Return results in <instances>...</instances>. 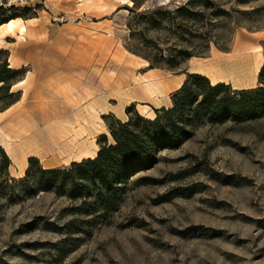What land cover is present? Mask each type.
I'll return each mask as SVG.
<instances>
[{
  "label": "rangeland",
  "instance_id": "obj_1",
  "mask_svg": "<svg viewBox=\"0 0 264 264\" xmlns=\"http://www.w3.org/2000/svg\"><path fill=\"white\" fill-rule=\"evenodd\" d=\"M189 1L0 0V22L21 17L29 27L25 38L0 45V79L19 69L21 80L34 72L37 83L63 82L51 106L64 115L69 104H114L117 73L132 90L136 77L153 68L187 79L195 66L227 68L258 54L264 66V0ZM262 82L260 72L245 88L224 82L228 89L219 97ZM180 88L164 106L146 104L155 113L172 108ZM194 88L188 135L176 148L156 150L149 168L120 180L110 209L88 167L70 163L46 172L32 161L29 174L19 175L0 147V264H264V109L240 121L211 115ZM36 92L25 97L33 106L43 100ZM21 98V91L0 89V111ZM132 104L122 118L103 117L107 127L92 134L100 148L116 143L109 124L147 118ZM36 107L47 117V105Z\"/></svg>",
  "mask_w": 264,
  "mask_h": 264
},
{
  "label": "trees",
  "instance_id": "obj_2",
  "mask_svg": "<svg viewBox=\"0 0 264 264\" xmlns=\"http://www.w3.org/2000/svg\"><path fill=\"white\" fill-rule=\"evenodd\" d=\"M192 2L193 0H190L188 4ZM0 9H2L1 6ZM183 54L187 59L194 56L189 52ZM7 71L12 76L10 79H0V84L3 83L0 89L5 88L11 96H15L20 91H12V88L15 83L21 81L19 78L20 70L8 69ZM263 75L264 66L260 71V77H263ZM262 83L263 86L243 89L239 92L223 91V95L219 97V93H222L223 89H228L224 82L212 84L205 75L189 73L181 88L173 95L174 106L172 108L157 109L155 119L139 116L136 120L130 119L127 122L117 121L115 124H109L116 143L101 144L95 158H88L82 162H72V166L80 169L88 167V172L96 173L100 181L99 186L104 194L106 208L110 209L111 205L115 203L116 185L120 180L128 179L133 174L149 168L156 161V150L167 147L176 148L181 145L185 136L188 135L186 127L191 120L187 118V113L189 105L192 103V97L196 92L195 86H199L202 91L201 107L207 110L209 114L232 115L240 121L248 119L264 109V82ZM17 101L18 99L13 100L11 105ZM131 106H134V104L129 107ZM199 109L193 108L190 111L193 115H196ZM161 112H164L165 116ZM106 118H109L108 115H106ZM7 160L12 163L8 157ZM29 161L31 163L39 160L31 157ZM50 170L53 169H45L46 172H54ZM27 174H29V168Z\"/></svg>",
  "mask_w": 264,
  "mask_h": 264
},
{
  "label": "crops",
  "instance_id": "obj_3",
  "mask_svg": "<svg viewBox=\"0 0 264 264\" xmlns=\"http://www.w3.org/2000/svg\"><path fill=\"white\" fill-rule=\"evenodd\" d=\"M12 56H14V52H12ZM17 64L18 67L24 65L22 63ZM194 68L190 69L189 72H201ZM164 72L163 70L153 68L142 73V76L146 77V79L162 78L165 84L170 87L165 98L163 97L160 100L154 99L158 104L153 102L152 98L148 97L143 89L137 86L136 82L132 90L124 91L123 89L126 87L124 83L127 82L120 77V73H117L111 82L112 87L116 90V102L114 104L109 100L107 103L98 100V104L95 106L96 110L99 109V113L97 114L94 113L93 108L89 107L93 100L83 102L85 104L83 107L69 104L64 106L68 107L64 115H56L51 106L53 105V102H51L52 98L57 96L56 91L62 89V84L64 83L55 81L54 79H49L42 84L37 83L34 80L37 79L38 74L30 72L27 78H25L27 82L19 86L22 92L20 101L1 112L3 115L0 118V147H3L8 153L12 167L16 174L19 175L25 174L28 170L30 166L29 159L31 157L37 158L46 169L58 168L89 158L91 155L77 157L79 146L85 141L89 144L95 142L98 145V139L96 142L92 134L98 128L101 129L100 125H103L105 128L107 127V122L103 117L113 114L118 118H122L125 108L132 103H149L159 107L169 103L167 95L183 85L186 80V74L180 73L170 78ZM161 75L163 76L160 77ZM34 77L35 79H33ZM179 78H181V84L173 86V81ZM29 81L31 82L29 88L21 87ZM238 87L245 88L247 86L239 85ZM35 90L37 92L34 96L41 97L43 100L38 101V104L36 103L33 106V104L25 101V97L28 98ZM45 105L48 108L45 113L47 117L42 119L37 115L36 106ZM96 115H98L99 119H97ZM81 128L85 129L86 133L78 136L76 130ZM95 133L96 137L104 134L102 131ZM87 135L90 136L87 138Z\"/></svg>",
  "mask_w": 264,
  "mask_h": 264
},
{
  "label": "bare ground",
  "instance_id": "obj_4",
  "mask_svg": "<svg viewBox=\"0 0 264 264\" xmlns=\"http://www.w3.org/2000/svg\"><path fill=\"white\" fill-rule=\"evenodd\" d=\"M27 31V22L21 17L11 18L5 22L0 23V45L3 44L6 41L7 37L10 36L25 38ZM239 46L242 47L244 45H241L239 43L238 47ZM141 65H148V61L143 60V62H141ZM262 66L263 56L261 54H258L257 56H255V58L253 57L251 59L242 57L240 61H238V63L232 64L227 68L223 67L219 63H210L206 65H200L201 68H199V70L202 71L201 73L203 75L211 77V81L213 84H217L220 82L228 83V81H233L234 86L238 87V85L254 84L257 75L261 71ZM139 79H141L139 76L136 77L138 83L137 86L142 88L145 94L148 95V97L157 100L166 97V93L170 87L165 84L162 78L146 79V77H144L142 81H139ZM26 82L27 79H23L15 83L13 85L12 91H20L19 86ZM180 84L181 78L175 79L173 81V86H178ZM123 90L127 92L129 91V88L125 87ZM97 104V100L94 99L89 107L95 109V106ZM138 110L147 118L155 119L157 117V114L154 111L150 110L149 105L146 103H138ZM1 112L2 111H0V118L3 115L1 114ZM76 131L78 136H82L86 133L85 129L82 128ZM99 149V145H97L95 142H92L91 144H89L87 141L82 142L79 146L77 157L91 155L89 158H95L98 155Z\"/></svg>",
  "mask_w": 264,
  "mask_h": 264
}]
</instances>
